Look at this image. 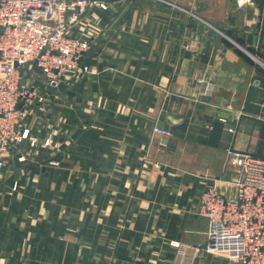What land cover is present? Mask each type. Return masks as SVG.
<instances>
[{
	"label": "crops",
	"instance_id": "obj_1",
	"mask_svg": "<svg viewBox=\"0 0 264 264\" xmlns=\"http://www.w3.org/2000/svg\"><path fill=\"white\" fill-rule=\"evenodd\" d=\"M103 1L72 32L90 70L49 88L5 158L0 264H238L204 247L198 207L210 187L235 196L231 150L264 157V13Z\"/></svg>",
	"mask_w": 264,
	"mask_h": 264
},
{
	"label": "built area",
	"instance_id": "obj_2",
	"mask_svg": "<svg viewBox=\"0 0 264 264\" xmlns=\"http://www.w3.org/2000/svg\"><path fill=\"white\" fill-rule=\"evenodd\" d=\"M96 2L107 8L103 0H0V181L5 158L31 139L30 121L45 110L48 88L67 73L90 70L83 60L93 40L72 32ZM34 71L41 76L36 84ZM153 132L170 134L160 125ZM228 165L235 170V196L216 187L200 196L198 214L208 220L207 250L238 264H264V157L231 150Z\"/></svg>",
	"mask_w": 264,
	"mask_h": 264
},
{
	"label": "water",
	"instance_id": "obj_3",
	"mask_svg": "<svg viewBox=\"0 0 264 264\" xmlns=\"http://www.w3.org/2000/svg\"><path fill=\"white\" fill-rule=\"evenodd\" d=\"M253 2L258 7L260 14L262 15L264 13V0H253ZM260 25V24H259ZM89 57L86 56L83 60V66L88 64ZM204 247H207V243L204 244Z\"/></svg>",
	"mask_w": 264,
	"mask_h": 264
},
{
	"label": "rangeland",
	"instance_id": "obj_4",
	"mask_svg": "<svg viewBox=\"0 0 264 264\" xmlns=\"http://www.w3.org/2000/svg\"><path fill=\"white\" fill-rule=\"evenodd\" d=\"M31 75V74H30ZM34 74H32V76H33ZM49 92H50V89L48 88V94H49ZM49 98V95H48V97H47V100H49L48 99ZM47 105H48V101H47V103H46V107H47Z\"/></svg>",
	"mask_w": 264,
	"mask_h": 264
}]
</instances>
